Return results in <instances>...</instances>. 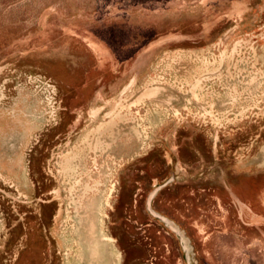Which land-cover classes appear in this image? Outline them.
<instances>
[{
	"label": "rangeland",
	"instance_id": "374dc122",
	"mask_svg": "<svg viewBox=\"0 0 264 264\" xmlns=\"http://www.w3.org/2000/svg\"><path fill=\"white\" fill-rule=\"evenodd\" d=\"M0 264H264V0H0Z\"/></svg>",
	"mask_w": 264,
	"mask_h": 264
},
{
	"label": "flooded vegetation",
	"instance_id": "af4514ba",
	"mask_svg": "<svg viewBox=\"0 0 264 264\" xmlns=\"http://www.w3.org/2000/svg\"><path fill=\"white\" fill-rule=\"evenodd\" d=\"M204 159V162L206 163V159H207V164L209 163V159L208 158H206V157H202V160ZM192 165H193V163H191V165L189 166V169H191L192 170ZM222 169H224V168H222ZM223 173H224V171H223ZM199 175H204V173H200ZM191 176H192V173H191ZM167 179V178H166ZM228 179V178H227ZM230 179V178H229ZM236 179V180H235ZM234 179V185L235 186H238V183H237V181H238V179L237 178H235ZM170 181H174V179L173 180H168L167 179V181H166V183H165V185L166 184H168ZM197 181H199V179L197 180ZM239 182V181H238ZM187 183V182H186ZM162 187V186H161ZM160 187V188H161ZM204 191V190H203ZM93 192V188H90V189H87L86 191H85V193H86V195L84 196V200H87V201H85L86 203H88V205H90L91 207H93V204H91V200H90V195H91V193ZM96 196H97V191L95 192V198H96ZM96 200V199H95ZM85 211V210H84ZM85 214L87 215V216H91L92 215V211L90 210V211H88V212H85Z\"/></svg>",
	"mask_w": 264,
	"mask_h": 264
}]
</instances>
